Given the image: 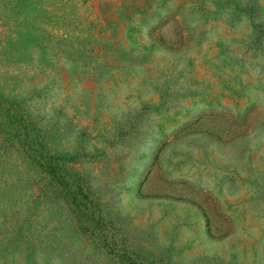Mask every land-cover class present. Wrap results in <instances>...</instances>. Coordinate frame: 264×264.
<instances>
[{"label": "rangeland", "instance_id": "rangeland-1", "mask_svg": "<svg viewBox=\"0 0 264 264\" xmlns=\"http://www.w3.org/2000/svg\"><path fill=\"white\" fill-rule=\"evenodd\" d=\"M23 126L131 262L264 264V0H0V264H121Z\"/></svg>", "mask_w": 264, "mask_h": 264}, {"label": "trees", "instance_id": "trees-1", "mask_svg": "<svg viewBox=\"0 0 264 264\" xmlns=\"http://www.w3.org/2000/svg\"><path fill=\"white\" fill-rule=\"evenodd\" d=\"M12 139L17 141L21 152L27 155L32 164L49 179V182L58 189L69 205L83 219L99 229L103 248L118 257L121 264H136L135 261L131 262L127 259L125 251L117 249L118 246L110 233L111 229L104 221L101 208L84 189L81 179L71 173L60 158L51 155L42 145V141L32 136L24 126L22 130L19 131L16 128L12 132Z\"/></svg>", "mask_w": 264, "mask_h": 264}]
</instances>
